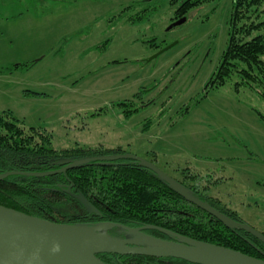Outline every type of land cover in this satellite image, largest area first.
Masks as SVG:
<instances>
[{"label":"rangeland","instance_id":"1","mask_svg":"<svg viewBox=\"0 0 264 264\" xmlns=\"http://www.w3.org/2000/svg\"><path fill=\"white\" fill-rule=\"evenodd\" d=\"M169 1L0 0V112L46 130L57 149L147 160L264 232L263 88L204 92L231 0L166 31ZM147 5V22L127 20Z\"/></svg>","mask_w":264,"mask_h":264},{"label":"trees","instance_id":"2","mask_svg":"<svg viewBox=\"0 0 264 264\" xmlns=\"http://www.w3.org/2000/svg\"><path fill=\"white\" fill-rule=\"evenodd\" d=\"M217 1L170 0L169 5L174 6L171 22L186 18L201 5ZM147 6L127 20L133 25L147 22L154 11ZM213 11L214 8L211 13ZM231 81L236 91L262 86L260 93L264 98V0H231L226 47L204 92ZM125 104L132 106L129 102ZM137 110L134 107L132 111ZM50 139L46 130L26 127L10 111L0 112V175L9 172L46 173L62 168L67 160L126 153L120 148L104 151L57 149ZM182 185L229 218L240 221L218 202ZM76 195L87 199L98 214L87 213L74 198ZM0 206L65 225L89 226L109 222L128 228L156 226L195 241L264 260V244L259 240L241 229L224 227L172 192L152 172L130 160L88 163L65 174L44 177L9 175L0 179ZM147 232L162 240H171L158 231ZM260 233L264 235L263 231ZM97 258L105 264H192L179 259L145 256L100 254Z\"/></svg>","mask_w":264,"mask_h":264},{"label":"water","instance_id":"3","mask_svg":"<svg viewBox=\"0 0 264 264\" xmlns=\"http://www.w3.org/2000/svg\"><path fill=\"white\" fill-rule=\"evenodd\" d=\"M149 1V0H148ZM186 22L180 18L171 23L166 31ZM176 42L159 50L152 58L174 46ZM151 60V59H150ZM117 160H130L138 166L152 172L161 182L184 201L213 217L228 229H241L264 244V235L251 226L229 218L227 215L202 201L185 186L169 177L153 163L124 153L117 155L93 156L65 161L62 168L46 173L9 172L0 175L3 179L9 175H25L34 177L65 174L66 171L88 163H107ZM69 193V191H67ZM89 214H98L95 207L82 195L74 197ZM119 229L123 238L109 234L111 230ZM87 230H94L97 235H104L106 241H96L87 235ZM147 230L158 231L167 235L171 240H162L146 235ZM148 239L150 243H135V239ZM100 254L117 256H145L153 258H173L192 264H206L198 259L220 257L231 264H264L257 259L238 251L218 245L204 243L180 236L169 230L156 226L128 228L109 222L94 225H65L49 222L22 212L0 206V264H105L97 258Z\"/></svg>","mask_w":264,"mask_h":264},{"label":"bare ground","instance_id":"4","mask_svg":"<svg viewBox=\"0 0 264 264\" xmlns=\"http://www.w3.org/2000/svg\"><path fill=\"white\" fill-rule=\"evenodd\" d=\"M87 235H89L92 239L96 240V241H106V237L104 235H97L94 230H87L86 231ZM135 243H150L152 245H156L155 243H153L151 240L148 239H135ZM198 259L196 260H200L206 264H231L230 262H228L227 260H224L220 257H207V255L202 256V257H197Z\"/></svg>","mask_w":264,"mask_h":264},{"label":"flooded vegetation","instance_id":"5","mask_svg":"<svg viewBox=\"0 0 264 264\" xmlns=\"http://www.w3.org/2000/svg\"><path fill=\"white\" fill-rule=\"evenodd\" d=\"M117 230H119V229H117ZM117 230H111L109 232V234L114 236V237H117V238H123V233H121L120 230L119 231H117ZM143 233L146 234V235L152 236L154 238H158V237H155V236L151 235L150 232L144 231ZM158 239H160V238H158Z\"/></svg>","mask_w":264,"mask_h":264},{"label":"crops","instance_id":"6","mask_svg":"<svg viewBox=\"0 0 264 264\" xmlns=\"http://www.w3.org/2000/svg\"><path fill=\"white\" fill-rule=\"evenodd\" d=\"M18 119V118H17Z\"/></svg>","mask_w":264,"mask_h":264}]
</instances>
